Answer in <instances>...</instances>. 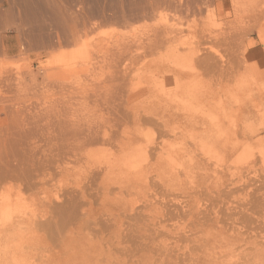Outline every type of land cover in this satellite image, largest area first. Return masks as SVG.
Listing matches in <instances>:
<instances>
[{
  "label": "rangeland",
  "instance_id": "obj_1",
  "mask_svg": "<svg viewBox=\"0 0 264 264\" xmlns=\"http://www.w3.org/2000/svg\"><path fill=\"white\" fill-rule=\"evenodd\" d=\"M181 1L0 0V167L6 162L8 167L0 168L7 179L3 172L0 177L6 179L5 188L14 187L11 200L0 203V212L7 218L12 210L32 209L21 227L32 223L37 236L36 241L9 249L0 264H26L33 259L39 264L52 257L69 264L96 259L101 264L104 253L109 264H264V0ZM156 30L164 39L175 37L173 44L178 47L161 42L157 51L148 50L147 40ZM163 56V63L154 67L153 59ZM161 85L166 93L160 97L153 89ZM159 99L170 100L173 112L202 108L201 117L195 115L191 122L195 127L221 122L230 111L236 113L239 103L240 116L222 132L224 139L208 156L202 154L201 145L213 143L220 133L168 143L153 156L152 142H160L156 130L130 120L127 113L150 112ZM89 120L102 127L114 123L120 131L137 136L134 148L139 154L133 155L131 167L142 170L147 180L141 183L135 178L123 184L116 174L89 175V168L74 153L83 149L101 153L103 145L65 130L58 134L62 125L75 129ZM169 124L180 125L175 120ZM49 126L56 132L47 142ZM235 131L240 134L234 135ZM186 148L197 151L186 165V175L179 177L177 168L171 171L184 185L168 187L172 176L162 175L158 164L167 167L168 160L178 158ZM101 154L99 160L107 159V153ZM203 174H208L207 180ZM50 187L56 190L53 194ZM44 188L55 205L48 216L39 209ZM73 229H83L79 234H86L84 244L78 234L79 241L69 233ZM64 233L70 234V244L77 240L74 249L76 244L77 248L88 245L77 253L67 244L70 240L60 247ZM41 242L51 248L40 252ZM89 244L98 254H86ZM100 248L105 249L103 255Z\"/></svg>",
  "mask_w": 264,
  "mask_h": 264
},
{
  "label": "bare ground",
  "instance_id": "obj_2",
  "mask_svg": "<svg viewBox=\"0 0 264 264\" xmlns=\"http://www.w3.org/2000/svg\"><path fill=\"white\" fill-rule=\"evenodd\" d=\"M179 1V0H178ZM181 1V0H180ZM159 2V1H158ZM157 2V3H158ZM182 2V1H181ZM156 3V4H157ZM205 3V2H204ZM151 4H153V3H151ZM172 4V3H171ZM162 5H164V4H162ZM189 5V4H188ZM154 6V5H153ZM159 6V5H158ZM180 6V5H179ZM155 7H156V5H155ZM188 8V7H187ZM155 9V8H154ZM157 9V8H156ZM203 9V8H202ZM175 10V9H174ZM145 11V10H144ZM153 11V10H152ZM177 11V10H176ZM187 11V10H186ZM192 12V11H191ZM236 12H238V11H236ZM244 15V14H243ZM180 16V15H179ZM147 17V16H146ZM181 17V16H180ZM237 18V17H236ZM182 19V18H181ZM242 18H240V20H241ZM250 19V18H249ZM252 19V18H251ZM185 20V19H184ZM192 20V19H191ZM198 21V20H197ZM238 21V20H237ZM167 22V21H166ZM172 23V22H171ZM182 23V22H181ZM199 23V22H198ZM237 25V24H236ZM169 29V28H168ZM240 29V28H239ZM178 31V30H177ZM209 31V30H208ZM212 31V30H211ZM163 32V31H162ZM173 32V31H172ZM169 33V32H168ZM180 33V32H179ZM166 34V33H165ZM239 34V33H238ZM152 36L150 37V38H148V40H147V43L148 44H146L148 47H147V49L148 48H150V49H148V50H150L151 52H153L154 50H156L155 48L161 43V42H164V44L163 45H168V46H170V45H172L173 44V42H175V37H174V39H173V37L171 38H163L161 35H162V33L160 34V31H155L153 34H151ZM201 35V34H200ZM164 36V35H163ZM223 36H224V34H223ZM192 37V36H191ZM206 37V36H205ZM207 38V37H206ZM240 38V37H239ZM178 41V40H177ZM201 42V41H200ZM206 43V42H205ZM138 44H140L139 46H138V48H140V47H142V44L141 43H137V45ZM176 44V43H175ZM175 44H173V45H175ZM145 45V46H146ZM203 45V44H202ZM175 46H177V45H175ZM239 46V45H238ZM171 47V46H170ZM178 47V46H177ZM183 47V46H182ZM157 48H160L159 46L157 47ZM204 48V47H203ZM239 48V47H238ZM143 49V48H142ZM146 49V50H147ZM241 49V48H240ZM195 50V49H194ZM157 51V50H156ZM179 51V50H178ZM207 53V52H206ZM155 54V53H154ZM198 54V53H197ZM236 54H238V53H236ZM235 54V55H236ZM153 55V54H152ZM237 56V55H236ZM207 57V56H206ZM166 59V57L165 56H163V57H156L155 59H153V63H154V67H156V66H158L160 63H163L162 61H163V59ZM187 58V57H186ZM185 58V59H186ZM229 58V57H228ZM234 58V57H233ZM208 59V58H207ZM212 59V58H211ZM222 59V58H221ZM220 59V60H221ZM216 60V59H215ZM222 61V60H221ZM175 62V61H174ZM178 62V61H177ZM234 62V61H233ZM232 63V62H231ZM239 63V62H238ZM244 63V62H243ZM178 64V63H177ZM221 64V63H220ZM241 65V64H240ZM230 66H232V65H230ZM238 66V65H237ZM229 67V66H228ZM236 69V68H235ZM238 69V68H237ZM234 70V69H233ZM220 71V70H219ZM232 71V70H231ZM221 72V71H220ZM224 72V71H223ZM230 72V71H229ZM230 74V73H229ZM233 75V74H232ZM230 76V75H229ZM230 82V81H229ZM168 89V88H167ZM178 89V88H177ZM154 93L157 95V96H160L161 97V95L166 91V87H165V85H161V86H159V87H154ZM195 91V90H194ZM143 92V91H142ZM168 92V91H167ZM166 93V92H165ZM170 93V92H169ZM203 93V92H202ZM201 94V93H200ZM223 94V93H222ZM165 95V94H164ZM221 95V94H220ZM140 96V92L137 94V97H139ZM166 96V95H165ZM201 97H202V95H201ZM168 98V97H167ZM226 98V97H225ZM164 99V98H163ZM170 99V98H169ZM205 99V98H204ZM217 99V98H216ZM166 100V99H165ZM170 101V100H169ZM169 101H164V103H162V101H160V99H159V101L158 102H153L154 104H153V109H152V111H150V112H146V111H143V113H141V114H135V111H132V112H134V113H132V114H129V112L127 113V118H130V120H134L137 124H141L142 122V125L144 124V123H148L149 125H152L153 126V128L156 130V132H157V137H156V139H160L159 141L160 142H152V145L153 146H151L150 148H149V150H151L152 149V154H153V156H154V154L155 153H157V152H159V149H161L162 151L164 150L163 149V147L164 148H166V145H168V143H177V141H179L180 140V142H181V140L183 141V139H186V138H188V140L189 139H191V140H189V141H193L195 138H199V137H201V138H203V137H206L207 138V136H210V135H214V134H217V133H220V137H218V138H216L215 139V141L213 142V143H210V144H208V145H206L207 143H205V145L203 144V145H201L202 146V149L204 148V150L203 151H205V152H202V154L204 153V155H205V153H206V155L208 156V154H209V152H211V150H212V148L213 147H216L217 145H219L220 144V140L223 138V137H221L222 136V132H224L225 131V129L227 128V127H230V124L231 123H233V122H235L236 120H237V117H238V115L240 114L239 112H237L238 111V109L240 108V105H241V103H239V104H237V111H236V113H234L233 111H228L229 113H228V115L223 119L222 118V121L221 122H219V121H214V122H212V125H213V123H215L213 126L211 125V126H198V127H195V126H192L191 125V122H193L192 120L194 119V117H195V115H200V117H201V114H203V109L202 108H200V110H199V108H198V110L197 109H195L196 111H194L193 109H191V110H189L188 108H184V109H174L175 111H177V112H173V111H171L170 110V106L171 105H169L170 103H169ZM213 101V100H212ZM130 104H132L131 102H129ZM129 103H127V104H129ZM190 103H191V101H190ZM126 103L124 104V106L126 107V108H128ZM209 104H210V102H209ZM187 106V105H186ZM187 107H189V106H187ZM203 107V106H202ZM192 108H193V106H192ZM225 109V108H224ZM134 110V109H133ZM232 110H234L235 111V109H232ZM205 112V111H204ZM198 113V114H197ZM125 114H126V112H125ZM206 114V113H205ZM204 114V115H205ZM226 114V113H225ZM62 115V114H61ZM59 116V118L61 117L62 118V116ZM123 116V115H122ZM126 116V115H125ZM197 116V117H198ZM240 116V115H239ZM111 117V116H110ZM109 118V117H108ZM126 118V117H125ZM207 118V117H206ZM103 119V118H102ZM113 119V118H112ZM111 120V119H110ZM114 120V119H113ZM112 120V121H113ZM117 120H119V119H117ZM116 120V121H117ZM122 120V119H121ZM172 120H175V121H179V127H172V125L171 124H169V122L170 121H172ZM216 120V119H215ZM219 120V119H218ZM221 120V119H220ZM105 121V120H104ZM111 121V122H112ZM126 121H128V119H125V122ZM133 121V122H134ZM212 121V120H211ZM103 122V121H102ZM60 123L61 124H63V121H61L60 120ZM86 123V122H85ZM84 123V124H85ZM108 123V122H107ZM113 123V122H112ZM116 123V122H115ZM98 123H90V120H89V123L88 124H86V125H83V126H81L80 125V127L79 128H76L75 127V129L73 128L72 129V127L70 128L69 126H65V125H62V126H60V130H59V132H58V134L60 135V136H62V132L61 131H67V132H73V133H75L77 136H84L86 139H92L93 140V143H97V144H101V146L103 145V147H102V150H101V153L102 152H104V153H107V159H105V160H99L100 158H103L101 155V153H95V152H87L86 153V151H85V153H83V150H82V153L81 154H76V153H74L75 154V156L74 155H71V156H74V158L75 159H77V160H79L80 162H84L85 164V167H87L86 169H88L89 168V175H91V176H94V177H96V176H100V177H102L103 175H108L109 176V174H116V175H118L119 177H121L122 178V180L121 181H128V180H131V179H135V178H138V180H142V182L141 183H143V181H145V180H147L148 179V177H144L142 174H143V172H142V174H141V171L139 172L138 171V169H137V171L134 169V168H132L131 167V163L132 162H134L133 161V155L134 154H139V150H136V148H134L135 146V143L138 141V138H137V136L135 135V134H133V133H131L130 131H128V130H122V131H120L119 130V128L117 129V126L116 125H114V123L113 124H109L108 123V125L107 126H104V127H102L101 125L99 126V125H97ZM127 124V123H126ZM210 124V123H209ZM234 125H235V123H233ZM122 125V124H121ZM129 125V124H128ZM204 125H206V124H204ZM239 125H241V124H239ZM120 126V125H119ZM123 126V125H122ZM233 126V125H232ZM231 128H233V127H231ZM230 128V129H231ZM140 129V128H139ZM240 129V128H239ZM238 129V130H239ZM42 130V129H41ZM40 130V131H41ZM135 130V129H134ZM233 130V129H232ZM29 131V130H28ZM39 132V131H38ZM56 132V130H55V128H52V127H46V129H45V137H46V141L47 142H50V141H52L53 140V136H54V133ZM140 132V131H139ZM231 132V131H230ZM233 134H234V132H232ZM240 133H238V132H236L235 131V134L234 135H239ZM225 135V134H224ZM230 135V134H229ZM233 135V136H234ZM100 138H101V140H100ZM236 138L238 139V137L236 136ZM155 139V140H156ZM224 139V138H223ZM231 139V138H230ZM31 140V139H30ZM186 141V140H185ZM235 141H236V139H235ZM188 143V142H187ZM202 143V142H201ZM204 143V142H203ZM193 144V143H192ZM32 145V144H31ZM194 145V144H193ZM32 146H34V145H32ZM40 146V145H39ZM143 146V145H142ZM145 146H147L146 144H145ZM144 146V147H145ZM149 146V145H148ZM147 146V147H148ZM192 146V145H191ZM41 147V146H40ZM146 147V148H147ZM194 147V146H193ZM34 148V147H33ZM36 148V147H35ZM139 148V147H138ZM189 148V147H188ZM200 148V147H199ZM37 149V148H36ZM41 149H43V148H41ZM140 149V148H139ZM148 149V148H147ZM187 149V148H186ZM192 149V148H191ZM191 149H187V150H184L182 153H180V154H178V158H175V157H172L170 160H168V162L166 163V165H168L167 167L166 166H164L165 164L163 163V162H159V164H158V168L160 169V173H162V175H163V173H165V172H168V173H170V175L172 176V181L171 182H167L166 183V186H168V187H174V186H176V188L178 187H183V185H184V183L183 182H181L180 180H178V178H177V175L176 174H174V173H171V171H172V168H177V173H178V176L179 177H182V175L183 176H185L186 174L185 173H187V171L185 170V168H186V165L189 163V161L190 160H192V153L194 152V151H196V150H191ZM193 149H195V148H193ZM37 150H39V149H37ZM94 150V149H93ZM141 150H143V149H141ZM146 150V149H145ZM43 152L45 151V150H42ZM99 151V150H98ZM137 151H138V153H137ZM131 152H133V153H131ZM201 152V151H200ZM199 152V153H200ZM145 153H147V155L146 156H148V151L147 152H145ZM195 153V152H194ZM193 153V154H194ZM196 153H197V151H196ZM108 154H111L110 156H113L112 158H108ZM152 154H149L150 156H152ZM198 155V154H197ZM260 155V154H259ZM199 156V155H198ZM201 156V158H202V156L203 155H200ZM205 157V156H204ZM8 158V157H7ZM194 158V157H193ZM15 161V160H14ZM1 162H3V161H1ZM13 162V161H12ZM205 163V162H204ZM2 164H4V162L2 163ZM6 164H7V162H6ZM6 164H4V165H1V167H3V166H6L7 167V165ZM9 164V163H8ZM81 164H83V163H81ZM219 164V163H218ZM206 165V164H205ZM212 165V164H211ZM260 165V164H259ZM8 166H10V165H8ZM12 166V165H11ZM0 167V168H1ZM5 167V168H6ZM63 163L60 161V163H59V168L61 169V170H63ZM83 167V166H82ZM232 167V166H231ZM8 168V167H7ZM4 169V168H3ZM3 169H2V172L5 174V172L6 171H3ZM187 169V168H186ZM232 169H233V167H232ZM6 170V169H5ZM158 171V170H157ZM238 171V170H237ZM1 172V171H0ZM1 172V173H2ZM0 173V174H1ZM160 173H159V175H158V177H160ZM185 175H184V174ZM6 176H5V178L7 179V174H5ZM115 175V176H116ZM255 175V174H254ZM0 176H2V174L0 175ZM4 176V175H3ZM44 176V175H43ZM46 176V175H45ZM88 176V175H87ZM113 176V175H112ZM145 176H147V174L145 175ZM154 176V175H153ZM105 177V176H104ZM117 177V176H116ZM208 177V174L207 175H202V179H206ZM218 177V175L216 176V179H218L217 178ZM5 178H3V177H0V203H3V202H7V201H9V200H11V197L13 196V192H14V187L12 186H10V187H4L3 185V181H5L6 179ZM46 178V177H45ZM88 178H90V177H88ZM93 178V177H92ZM94 179V178H93ZM96 179V178H95ZM93 180V181H97L98 179H96V180ZM101 179H103V178H101ZM46 180H47V178H46ZM92 180V179H91ZM207 180V179H206ZM235 180V179H234ZM50 181V180H49ZM89 181V180H88ZM100 182L102 181V180H99ZM123 181V184L125 183ZM155 181V180H154ZM197 181V180H196ZM90 182V181H89ZM92 182V181H91ZM91 182H90V184H91ZM103 182V181H102ZM137 182V181H136ZM147 182V181H146ZM157 182V181H156ZM155 182V183H156ZM194 182V181H193ZM193 182L191 183L192 185H193ZM206 182V181H205ZM5 183V182H4ZM24 182H22L21 184H23ZM40 183H41V181H40ZM43 183V182H42ZM41 183V184H42ZM93 183V182H92ZM94 183H96V182H94ZM105 183H106V181H105ZM108 183V182H107ZM139 183V182H138ZM199 183V182H198ZM3 184V185H2ZM25 184V183H24ZM23 184V185H24ZM48 185H50L49 183H47ZM108 184H110V182L108 183ZM107 184V187H109V185ZM126 184V183H125ZM232 184V183H231ZM37 185H39V184H37ZM36 185V186H37ZM94 185V184H93ZM95 185H98L97 183L95 184ZM100 185V184H99ZM158 185V184H157ZM160 185V184H159ZM158 185V186H159ZM165 185V184H164ZM190 185V184H189ZM3 186V187H2ZM20 185H18V187H19ZM45 186V185H44ZM51 186V185H50ZM53 186V185H52ZM103 187H105V185H102ZM111 187H112V184L110 185ZM198 186H199V184H198ZM22 186H20V188H21ZM55 187V186H54ZM57 187V186H56ZM100 187V186H99ZM98 187V188H99ZM191 187V186H190ZM201 187V186H200ZM59 188V187H58ZM57 188V189H58ZM74 188V187H73ZM97 188V190H99ZM193 189L195 188V187H192ZM203 188H207L206 186L205 187H203ZM19 189V188H18ZM50 192H51V190H52V188L50 187V188H47ZM54 189H56V188H54ZM101 189V188H100ZM106 189V188H105ZM109 189H111V188H109ZM117 189V188H116ZM196 189V188H195ZM198 189V188H197ZM16 190V189H15ZM21 190V189H20ZM45 190V191H44ZM44 190L42 189V192L44 193V194H42V193H40L41 194V196L43 195V197L41 198L40 197V199H39V209H41L42 211H46V214H47V216L51 213V209L53 210V208L55 207V205H54V202L53 203H50L48 200L50 199V197L49 196H51L49 193V195L47 196V191L48 190H46L45 188H44ZM81 190V189H80ZM102 190H104V189H102ZM102 190H100V192H99V194H101V191ZM170 190V189H169ZM245 190V189H244ZM18 191V190H17ZM40 191V190H39ZM53 191V190H52ZM56 190H54L51 194H53L54 192H55ZM79 191V190H78ZM83 191V190H82ZM106 191V190H105ZM111 191V190H110ZM212 191V190H211ZM229 191V190H228ZM198 192V191H197ZM202 192H204V191H202ZM221 192V191H220ZM232 192H234L233 190H232ZM244 192V191H243ZM246 192V191H245ZM39 193V192H38ZM57 193H58V191H57ZM57 193H55V194H57ZM110 193H112V192H110ZM195 193V192H194ZM210 193H212V192H210ZM241 193V192H240ZM249 193V192H248ZM95 194H98V193H95ZM102 194H103V191H102ZM193 194V193H192ZM223 194V193H222ZM221 194V195H222ZM244 194V193H243ZM196 195V194H195ZM224 195V194H223ZM230 195V194H229ZM245 195H247L246 193H245ZM249 195H250V193H249ZM99 196V195H98ZM102 196V195H101ZM240 196H241V194H240ZM49 197V198H48ZM100 197V196H99ZM103 197V196H102ZM232 197V196H231ZM230 197V198H231ZM48 198V199H47ZM57 198V197H56ZM101 198V197H100ZM108 198V197H107ZM216 198V197H215ZM52 199V198H51ZM50 199V200H51ZM87 199V198H86ZM120 199V198H119ZM57 200H59V199H57ZM106 200V199H105ZM202 200H204V199H202ZM244 200V199H243ZM119 201H121V200H119ZM37 202H38V199H37ZM52 202V201H51ZM152 202V201H151ZM155 202V201H154ZM201 202V201H200ZM91 203V202H90ZM164 203V202H163ZM35 204V203H34ZM222 204V203H221ZM37 205V204H36ZM35 205V206H36ZM30 207V206H29ZM33 207V206H32ZM32 207H30V208H32ZM13 209V208H12ZM198 209V208H197ZM212 209V208H211ZM32 210V209H31ZM31 210H25V211H23V209H22V211H18V212H16V211H13L12 210V213H11V215L9 216V217H5L4 215L5 214H3V212H0V257L1 256H5L6 255V253L8 252V250L9 249H11L13 246H16V245H21V244H26L27 243V241H30L31 239H33L34 240V238L36 237V239H37V236H36V230L34 229V227H32L33 225H32V223H30V224H28L26 227H21L24 223H25V218H26V215L27 214H29L30 213V211ZM37 210V209H36ZM95 210V209H94ZM94 210H91L92 212H94ZM183 210V209H182ZM186 210V209H185ZM184 210V211H185ZM203 210V209H202ZM39 212V211H38ZM91 212V214H93ZM95 212H97V211H95ZM104 212V211H103ZM192 212V211H191ZM43 213V212H42ZM89 213V212H88ZM109 213H110V211H109ZM108 213V214H109ZM187 213V212H186ZM212 213V212H211ZM35 214V213H34ZM87 214V213H86ZM100 213H98L97 214V218H100V217H98V216H100V215H102V214H100ZM113 214V213H112ZM123 214V213H122ZM127 214V213H126ZM134 214V213H133ZM166 214V213H165ZM188 214V213H187ZM213 214V213H212ZM215 214V213H214ZM43 215V214H42ZM89 216H90V214H88ZM88 215H86V216H88ZM110 215V214H109ZM108 215V216H109ZM124 215V214H123ZM37 216V215H36ZM40 216V215H39ZM45 216V215H44ZM106 216V214L103 216V217H105ZM111 216V215H110ZM41 217V216H40ZM39 217V218H40ZM94 218L93 219H95L96 217L95 216H93ZM149 217V216H148ZM185 217V216H184ZM45 218V217H44ZM47 218V217H46ZM87 219H88V217H86ZM133 218V217H132ZM211 218V217H210ZM89 219H91V218H89ZM93 219H91V220H89V221H93ZM104 219V218H103ZM106 219V218H105ZM199 219V218H198ZM97 220V219H96ZM96 220H94L93 222H95ZM99 220V219H98ZM97 220V221H98ZM100 220H102V219H100ZM108 220H110L109 218H108ZM114 220V219H113ZM116 221V220H115ZM129 221V220H128ZM92 222V223H93ZM113 222V221H112ZM132 222V221H131ZM150 222V221H149ZM209 222V221H208ZM90 223V222H89ZM146 223V222H145ZM95 224V223H94ZM112 224H114V223H112ZM158 224V223H157ZM156 224V225H157ZM185 224V223H184ZM91 225L92 224H90L89 225V227H91ZM109 225H110V223H109ZM115 225V224H114ZM125 225V224H124ZM138 225V224H137ZM137 225H135L136 227H137ZM150 225V224H149ZM155 225V227H157V229H158V227L159 226H156ZM176 225V224H175ZM205 225V224H204ZM93 226V225H92ZM140 226H142V225H140ZM145 226V225H144ZM113 227V226H112ZM111 227V228H112ZM143 227V226H142ZM148 227H150V226H148ZM155 227H154V230H156L155 229ZM187 227V226H186ZM108 228H110V226L108 227ZM146 228V227H145ZM131 229V228H130ZM133 229V228H132ZM135 229V228H134ZM133 229V230H134ZM139 229V228H138ZM151 229H153V228H151ZM52 230V229H51ZM83 230V229H82ZM81 230V231H82ZM88 230H91V229H88V226H87V231ZM110 230V229H109ZM137 230V229H136ZM148 230V229H147ZM154 230H153V232H154ZM160 230V229H159ZM158 230V231H159ZM80 230L78 231V232H75L74 231V229L71 231V232H69L70 234H72L74 237H76L75 235H80L79 233L81 232ZM87 231H85L86 233H87ZM101 231V230H100ZM132 231V230H131ZM138 231V233H139V230H137ZM149 231V230H148ZM151 231V230H150ZM55 231L54 230H52L51 231V233L53 234ZM84 232V231H83ZM130 232V231H129ZM136 232V231H135ZM145 232V234H146V231H144ZM155 232H157V231H155ZM154 232V233H155ZM165 232V231H164ZM89 233V232H88ZM123 233V232H122ZM149 233V232H148ZM70 234H66V233H64V235H63V237H62V239H61V241H60V243H59V245H60V247H61V245L63 246L64 245V243H63V241H65V242H68V240H70ZM83 234H85V233H82L80 236H78L77 235V237H81L82 238V236H83ZM126 234V233H125ZM152 234V233H151ZM155 234H159L158 232L157 233H155ZM182 234L183 235H185L183 232H182ZM89 235V234H88ZM127 235V234H126ZM134 235V234H133ZM148 235V234H147ZM52 236H54V235H52ZM66 236V238H64ZM85 236H86V234H85ZM136 236H137V234H136ZM144 236V235H143ZM146 236V235H145ZM150 236V235H149ZM152 236H153V234H152ZM159 236V235H158ZM178 236V235H177ZM39 237V236H38ZM42 237H44V236H42ZM76 237V238H77ZM135 237V236H134ZM141 237V236H140ZM182 237V236H181ZM86 239H87V236L85 237ZM183 238V237H182ZM186 238H188V237H186ZM45 239V238H44ZM44 239H43V241H44ZM66 239H67V241H66ZM83 239V238H82ZM91 239L93 240V238L91 237ZM134 239V238H133ZM141 239V238H140ZM146 239V238H145ZM178 239V238H177ZM38 240H41V238L40 239H38ZM74 240H75V238H74ZM77 240L79 241L80 239H78L77 238ZM77 240H75V241H72V244H73V242H74V244H75V242L77 243ZM116 240V239H115ZM138 240V239H137ZM144 239H142V241H143ZM156 240V239H155ZM188 240V239H187ZM34 241H36V240H34ZM124 241V240H123ZM130 241V240H129ZM178 241V240H177ZM179 241H181V240H179ZM38 242V241H37ZM70 242H71V240L69 241V243H67V244H69V245H71L72 246V250H74V251H76L75 253H77V249H83V247H85L86 246V244L87 243H85V246L83 245L84 244V239H83V244L82 243H80V244H82V248L80 247V245H78L79 246V248H77V244H76V247H75V249L73 248L74 246L72 245V244H70ZM80 242H82V240L80 241ZM86 242H87V240H86ZM92 242V241H91ZM137 242V241H136ZM151 242V241H150ZM187 242V241H186ZM36 243V242H35ZM42 243V242H41ZM46 243V242H45ZM93 243V242H92ZM94 243H96V241L94 242ZM93 243V244H94ZM99 243V242H98ZM103 243V242H102ZM101 243V244H102ZM112 243V242H111ZM115 243V242H114ZM133 243H134V241H133ZM141 243V242H140ZM159 243V242H158ZM43 244V243H42ZM110 244V243H109ZM128 244H129V242H128ZM138 244V243H137ZM174 244V243H173ZM194 244V243H193ZM88 245V244H87ZM90 245V247H91V249H89L88 248V250H86L85 248H84V250H85V252H86V254H87V252H90V254H91V252H92V254H93V252L95 251L94 249H96L94 246L96 245L97 246V243L93 246V245H91V244H89ZM103 245V244H102ZM106 246L105 247H107V243L105 244ZM135 245V244H134ZM134 245H133V247H134ZM160 245V244H159ZM41 246V245H40ZM98 246H100L99 244H98ZM104 246V245H103ZM109 246V245H108ZM113 246V245H112ZM138 246V245H137ZM136 246V247H137ZM192 246V245H191ZM45 247H47V248H51V245H49V246H47L46 244H43V248H42V246H41V251L40 252H44V251H46V249L47 248H45ZM66 247V250H67V246H65ZM105 247H103V248H105ZM125 247H126V245H125ZM146 247V246H145ZM175 247V246H174ZM197 247H198V245H197ZM92 248H94V249H92ZM111 248V247H110ZM110 248H106L107 250L109 249L110 250ZM115 248V247H114ZM137 248H139V247H137ZM151 248V247H150ZM188 248H189V246H188ZM43 249V250H42ZM147 249V248H146ZM206 249V248H205ZM63 250H65L64 249V247H63V249H62V251ZM100 251L99 252H101L102 250H104V252H105V249H99ZM106 250V251H107ZM122 250V249H121ZM125 250V249H124ZM170 250V249H169ZM193 249H191V251H192ZM97 251V252H96ZM95 252L98 254V250H96ZM129 251V250H128ZM188 251V250H187ZM190 251V252H191ZM194 251V250H193ZM192 251V252H193ZM200 251V250H199ZM114 252V251H113ZM125 252V251H124ZM123 252V253H124ZM155 252V251H154ZM107 253H108V251L106 252V255H107ZM133 253V252H132ZM156 253V252H155ZM198 253V252H197ZM4 254V255H3ZM100 254H102L103 255V253L101 252V253H99V255ZM127 254V253H126ZM138 254V253H137ZM174 254V253H173ZM97 256V257H100L99 259H101V256ZM104 255H105V253H104ZM103 255V256H104ZM114 255V254H113ZM112 255V256H113ZM92 256V255H91ZM95 255H93L92 257H94ZM102 256V259H103V261H104V263L106 262L105 260H104V257ZM108 256H109V253H108ZM115 256H117V255H115ZM120 256V255H119ZM126 256V255H125ZM134 256V255H133ZM159 256V255H158ZM169 256V255H168ZM75 257V260L76 259H78V256L77 255H75L74 256ZM188 257V256H187ZM95 259H96V257H94ZM185 258V257H184ZM106 259H107V256H106ZM117 259V258H116ZM38 260V259H37ZM110 260H111V258H110ZM91 261V260H90ZM87 262L86 264H100L99 262H98V260L96 259V261H94V262ZM99 261H101V260H99ZM108 261H109V259H108ZM123 261V260H122ZM132 261V260H131ZM102 262V261H101ZM117 262V261H116ZM125 262V261H124ZM104 263H101V264H104ZM107 264H109L110 262H106ZM105 263V264H106ZM136 263V262H135ZM26 264H37V261L35 260V259H33L32 261H29L28 263H26ZM39 264H69L66 260H64V261H62V259H60V258H58V257H52V258H49V259H46V258H44V259H41L40 260V263ZM120 264H121V262H120ZM155 264V263H154Z\"/></svg>",
  "mask_w": 264,
  "mask_h": 264
}]
</instances>
